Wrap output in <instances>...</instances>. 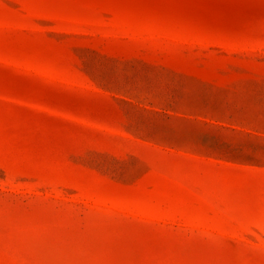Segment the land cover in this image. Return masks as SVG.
<instances>
[{
	"label": "rangeland",
	"instance_id": "obj_1",
	"mask_svg": "<svg viewBox=\"0 0 264 264\" xmlns=\"http://www.w3.org/2000/svg\"><path fill=\"white\" fill-rule=\"evenodd\" d=\"M0 264H264V0H0Z\"/></svg>",
	"mask_w": 264,
	"mask_h": 264
}]
</instances>
